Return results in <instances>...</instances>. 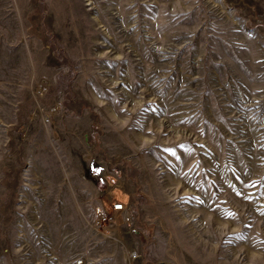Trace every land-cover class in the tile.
<instances>
[{
    "label": "rangeland",
    "instance_id": "374dc122",
    "mask_svg": "<svg viewBox=\"0 0 264 264\" xmlns=\"http://www.w3.org/2000/svg\"><path fill=\"white\" fill-rule=\"evenodd\" d=\"M0 264H264V0H0Z\"/></svg>",
    "mask_w": 264,
    "mask_h": 264
},
{
    "label": "built area",
    "instance_id": "2783aa9c",
    "mask_svg": "<svg viewBox=\"0 0 264 264\" xmlns=\"http://www.w3.org/2000/svg\"><path fill=\"white\" fill-rule=\"evenodd\" d=\"M115 213H121L125 210V207L123 204H115L114 208H113ZM112 222V215L108 213V211L104 210L103 208H99V212H98V221H97V225L99 226H103L105 225V227L107 228V226ZM103 224V225H102ZM105 228V229H106ZM138 253H133L131 255V257L133 259H137L138 258Z\"/></svg>",
    "mask_w": 264,
    "mask_h": 264
}]
</instances>
